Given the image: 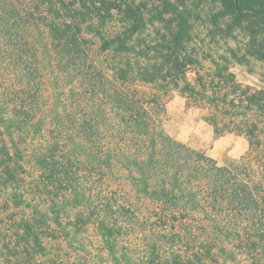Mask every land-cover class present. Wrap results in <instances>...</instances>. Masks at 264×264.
Segmentation results:
<instances>
[{
  "label": "trees",
  "instance_id": "obj_1",
  "mask_svg": "<svg viewBox=\"0 0 264 264\" xmlns=\"http://www.w3.org/2000/svg\"><path fill=\"white\" fill-rule=\"evenodd\" d=\"M149 1L37 0L36 18L33 11L27 15L47 31L51 52L64 61L60 67L65 76L72 78L70 65L80 75L81 93L73 91L66 95L76 98L79 107L69 114L63 99L65 90L54 86V93L49 95V87L46 93L38 81L34 95L30 89H23L25 96L20 97L19 108H11L17 122L8 120L7 109L0 107V126L4 127V132L0 131V197L6 195L16 208L22 204L28 206L23 193L16 190L25 156L18 146H12L15 150L11 153L10 145L1 136L10 134L8 131L12 129L22 138L27 133V122L37 115L40 118L35 131H39L50 115L48 138L52 139L42 153L35 152L39 155L35 164L47 180L45 186L41 184L42 189H49L50 184L55 190L56 197L50 196L49 200L55 214L58 209L73 210L90 204L87 201L81 204L87 198L79 190L82 185L76 178L72 160L54 157L61 146L68 143L75 146L74 137L84 139L94 150L95 157L88 160L91 170L93 166L105 167L112 175V165L121 166L127 171L126 181L132 192L158 208L165 235L158 238L160 242L149 244L142 257L137 258L124 246V240H119L122 226L117 216L112 218L116 212L123 211V206H95L106 212L104 223L101 221L97 226L102 247L112 264H236L242 251L245 257H250V264H264V98L242 89L231 74L225 75L226 68L219 66L215 74H205L207 80L195 72V79L190 82L188 72L199 65L197 50L201 49L189 47L192 0H162L160 6H152V11L147 10ZM213 1L220 8L209 22L217 25L218 21L231 19L224 30L219 28L223 36L230 37L233 29L244 21L264 18V0ZM113 11L121 16L124 28L106 36V22ZM12 14H16L14 7L8 9L0 1L1 23H9L11 18L7 16ZM171 22H176V30L168 35L159 30L145 33L148 24L161 23L166 28ZM96 43L100 44L98 48ZM22 45L19 50L38 55L36 46ZM225 51L236 61L245 57H239L237 47ZM102 53L113 55L107 58ZM200 53L203 59L206 51ZM246 53L254 54L251 50ZM14 59V64L22 65L21 58ZM30 75L32 80L34 75ZM30 75H24L26 82ZM138 83L143 85L144 92L129 88ZM172 90L185 99L186 107L207 109L203 120L212 126L214 137L228 133L243 136L248 142L246 153L219 166L204 153L164 134L161 121L164 99ZM53 94L55 102L50 104ZM31 105L40 109L33 113ZM50 108L54 111L46 113ZM76 130L80 133L72 135ZM80 151L83 153V147ZM117 155L123 158L122 162L117 161ZM71 194L73 198L68 202ZM33 210V216L23 217L18 224L21 238L26 247H32V253L46 257L48 264H57L54 258H47L48 249L42 241L49 235L45 214L38 208ZM88 211L91 219L84 218L81 212L75 216L77 231L96 220V217L92 220L97 214L95 210ZM54 219L53 223L59 225V216ZM202 233L204 239L200 240ZM185 235L188 246L174 248ZM166 240L170 252L161 260L160 251Z\"/></svg>",
  "mask_w": 264,
  "mask_h": 264
},
{
  "label": "rangeland",
  "instance_id": "obj_2",
  "mask_svg": "<svg viewBox=\"0 0 264 264\" xmlns=\"http://www.w3.org/2000/svg\"><path fill=\"white\" fill-rule=\"evenodd\" d=\"M0 1L6 8L14 7L16 11L15 15L7 16V18H11L9 23L2 24L0 20V107L7 109L6 118L10 121H18L16 116L12 114L11 108L20 105V97L24 98L25 96L23 89H30V93H32V96L34 95V90H37L35 87L37 81L42 84L41 88L46 93L49 87V95L54 93V86L59 88V90H65L63 99L66 100L68 113L75 112L79 107L78 101L76 98L70 99L71 96L66 97V95L73 91L81 93L78 81L80 75L75 72L76 68L71 65L68 66V70L72 74V78L65 76V73L61 71L60 65L64 61L51 52L47 31L35 19L34 6L37 0ZM147 1L135 0V3ZM161 1H149L150 7L147 10L152 11V6L154 5L160 6ZM189 7L193 15L189 20L191 26L189 47L197 49L201 47V49L197 50L199 52L197 58L200 63L188 72L187 79L193 82L195 79L194 73L199 72L207 80L205 74H215L217 66H219L226 68L225 75L231 74L235 83L242 89L246 88L251 93L255 92L264 98V18L258 17L244 21L238 28L233 29L230 37H226L221 34L219 28L224 30L231 20L230 18L218 21L217 25L209 22L211 15L220 8L217 2L213 0H192ZM32 11L35 18L30 20L31 16L27 14ZM112 14L111 19L106 22V36H113L122 32L124 28L120 21L121 16H117L119 14L116 11H113ZM165 18L167 19L168 16ZM148 19L146 12V20ZM24 24H26L25 27ZM174 29L176 30V22H171L166 28L161 23H155L154 25L148 24V29L145 33L159 30L161 33L168 35ZM37 31H41L42 34L39 35L36 33ZM23 42L26 45L36 46L38 55L29 51L24 53V50H19V46ZM25 44L22 46L25 47ZM99 46L100 44H95V48ZM236 47L240 49L239 57L245 56L239 61L232 59L230 55L225 53L227 48L236 49ZM44 49L49 50L45 51ZM247 49L253 51L254 54L247 56ZM201 50L206 51L203 59L200 53ZM102 54L103 56L105 55L104 53ZM112 55L113 53H107L105 56L111 58ZM221 56H224V58L220 59ZM18 58L23 60L22 65L12 62L13 59L17 61ZM27 68L28 71H25ZM24 73L26 75L32 73L34 75L33 79L30 80L32 77L30 75L28 82H26ZM106 85L109 86V83ZM129 88L144 92L143 85L139 83L135 86L129 85ZM54 96L55 94H53L50 104L55 102ZM82 99L87 101L83 97ZM164 101L165 110L161 117L162 129L163 133L172 140L182 143L190 149L204 153L207 157L216 161L219 166H223L232 160L240 159L248 150V142L243 136L228 133L214 137L212 126L203 120L207 109L195 106L186 107L185 99L177 90L170 91ZM83 103L85 104V102ZM31 108L34 109L33 113L40 109L36 105H31ZM53 111V108H50L46 113L48 112L49 114ZM47 117V123L40 126L39 131H35L37 120L40 118L37 115L34 119L30 118V121L27 122V133L22 138L19 133L12 129L8 131L12 134V139L8 133H4L1 136L10 145L11 153H14L15 149L13 147L18 146L20 151L23 152L21 154L25 156L23 170L20 171L19 186L16 187V190H18V193H23L25 204L28 206L25 207L22 204L16 208L10 203L6 195L0 197V264H48L49 260L46 257L40 253H32L30 245L26 247V242L22 240V234L18 228V224L23 217L33 216V208H38L45 214L46 220L44 219V221L47 222L49 227V235L43 237L42 240L48 249L47 258H54L57 264H112L102 247L99 237L101 232L97 224L101 221L104 223L106 218V212H102L101 209L98 210L95 207L99 204L108 207L110 205L123 206L122 212H116L112 216L114 219V216H117V220L122 226L120 230L122 237H119V240H124V246L126 245L137 258H141L144 250L148 249L147 246L149 244L160 242L158 238L160 240L165 235V232L163 233V224H161L162 221L159 220L157 215L158 208L139 199L132 192L131 186L126 181L127 171L121 166L113 164L112 175L105 171V167H100L99 169V167L93 166L94 170H91L88 160L95 157V153L91 146L84 142V139L80 140L78 137H74L73 142L77 149L68 143L65 147L61 146V148H58L54 157L55 159L60 158V160L62 158L72 160L75 164L76 178L82 185L79 190L87 198V200H82L81 204L86 201L90 204L86 207L78 206L73 210L69 208L58 209L56 210L58 214L53 211L49 200L50 196H55V190L50 184L47 185L49 189H42L43 185L41 186V184L45 186L47 180L43 178L41 169L35 164L38 154L42 153L52 139V137L48 138L51 116L48 115ZM0 131L4 132V127L0 126ZM78 131L72 132V135L77 136ZM82 147L83 153L80 151ZM33 152L38 154L35 153L33 156ZM115 158L118 162L123 161V158L119 155L115 156ZM99 173L102 174L99 175ZM99 176H101L100 181L98 180ZM10 192L14 191L10 190ZM47 192H50V195H47ZM72 198L73 195L71 194L68 202ZM91 208L97 213L93 215L92 220H95V217L96 220L93 223H89L87 228L85 227L86 230L77 231L74 224L75 216L81 212L84 218L91 219L88 216L90 213L88 210ZM56 216H59V225L53 223ZM200 232L196 231L197 234ZM186 238L187 236L185 235L181 242L174 245V248L176 246H188V239ZM203 239L204 235L202 233L200 240ZM30 244L32 245V243ZM162 245L164 248L163 251H160L161 260L165 256L168 257L170 252L169 241L166 240ZM242 252L238 256V263L236 264H250V257H245V251Z\"/></svg>",
  "mask_w": 264,
  "mask_h": 264
}]
</instances>
